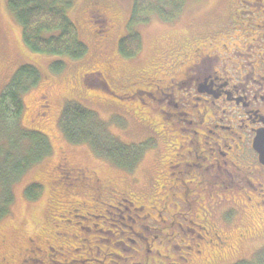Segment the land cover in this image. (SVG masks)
<instances>
[{"label":"rangeland","instance_id":"1","mask_svg":"<svg viewBox=\"0 0 264 264\" xmlns=\"http://www.w3.org/2000/svg\"><path fill=\"white\" fill-rule=\"evenodd\" d=\"M236 1L187 0L173 22L151 17L135 27L142 39L140 52L125 58L118 51V41L127 33L132 0H73L67 16L87 46L86 55L73 61L32 52L22 40L7 0H0V96L21 66L33 65L40 71L37 85L21 95L20 123L25 129L44 134L51 148L50 155L9 185L12 201L0 219V264H147L148 255L151 264H233L253 260L264 250V200L257 197L264 194V188L257 185L262 184L264 174L253 160L246 157L234 161L239 169L232 172L218 166L213 172L208 171L209 161L200 166L199 157L188 158L185 151L183 158L177 160L183 164L187 158L189 162L183 166L172 164V144L178 139L179 143L189 140L187 132L176 134L172 123L175 130L188 126L181 119L174 121L171 115H165L163 109L166 113L171 110L163 107V102L153 107L148 105L151 98L145 91L135 93L157 75L160 77L151 84L166 82L183 70L187 57L172 74L166 75L205 34L203 18L229 13L228 6ZM55 62L64 63L59 72L52 71ZM68 101L93 111L118 141L130 145L151 140V146L128 171L98 156L86 144L67 142L60 118ZM9 135L0 127V205L10 167L25 149L24 144L13 149L14 141L10 147L5 138ZM197 147L199 152L203 150ZM31 154L25 158L31 159ZM228 172L235 175L228 177ZM246 173L254 176L252 183L256 187L238 180H244ZM167 176L178 184L174 189L171 183L175 193L172 209L164 200L159 204L165 208L163 219L170 220L165 231L161 220L154 221L153 215L135 219V214L143 217L146 209L128 210L117 204L115 193L92 191L91 182L155 205L168 195L164 189ZM32 184L40 185L41 193L30 200L26 189ZM74 210L77 211L71 214ZM188 219L207 228L213 239L211 245L195 236V232L200 233L199 228L187 234L179 230L178 224L183 229L189 227ZM121 232L124 233L120 235ZM141 235L146 238L143 242L138 240ZM147 249L153 254L145 253Z\"/></svg>","mask_w":264,"mask_h":264},{"label":"flooded vegetation","instance_id":"2","mask_svg":"<svg viewBox=\"0 0 264 264\" xmlns=\"http://www.w3.org/2000/svg\"><path fill=\"white\" fill-rule=\"evenodd\" d=\"M228 7L229 13H214L213 16L203 18L205 34L193 43L189 50L196 47L190 56L187 55L188 50L166 75L172 74L182 64L181 61L187 57V64L183 70L177 71L166 82L151 84L154 79L160 77L157 75L143 86V89H138L135 93L145 91L151 98L148 105L151 103L153 107L157 106V102H163V107L169 106L171 110L170 113H166L163 109L165 115H171L174 121L181 119L188 126L179 128L178 123L174 122L179 128L175 130L172 123V130L176 134L181 135L187 132L189 138L182 143H179L178 139L172 144V164L179 163L183 166L189 162L187 158L183 164L177 160L178 157L183 158V153L186 151L188 158L193 155L199 157L200 166L205 160L209 161L208 165L211 168L208 171L213 170L214 172L218 166L219 168L226 167L232 172L233 169H239L234 161H242L243 158L249 157L264 174V164L260 162L259 154L254 148L257 134L264 132V0H237L233 6ZM148 87L151 92L147 89ZM149 108L148 106L147 111ZM146 143H151V140ZM197 146L202 147L203 150L199 152ZM167 168L166 164V173ZM197 171L194 173L197 174ZM233 174L225 173L228 177ZM246 174L244 180H238L248 181L253 187L258 185L264 188V177L262 184L254 185L252 183L255 180L254 176L250 173ZM164 181L166 188L164 185L162 188L168 192V195L155 205L144 203L133 194L120 193L114 187L99 184L96 186L92 182L91 184L93 192L101 193L102 190H107L115 193L116 200H119L117 204L121 207L135 211L140 208L146 209L143 217L135 214V219L140 220L153 215L156 219L154 221L161 220V226H165V231L170 226V220L163 219L165 208L159 204L164 200L172 209L171 199L175 193L171 188V183L174 184V189L178 183L174 179H169L168 176ZM183 195L180 196L183 198ZM133 197L137 199V202ZM257 197L258 200L259 198L264 200V194ZM198 198L201 196L199 195ZM244 199H246L245 196ZM193 203L188 208L189 214ZM139 205L143 206L139 207ZM198 210L201 211V214L198 212L199 215H202V210ZM75 211L77 210L72 211L71 214ZM188 224L189 227L186 229H183L182 224H178L177 227L186 234L188 231L194 232L195 228H199L200 233L195 232V236L203 239L206 244H212L213 239L208 236L211 234L204 225L201 226L189 219ZM146 228L147 226L143 230H148ZM122 233L124 232L120 235ZM211 233L218 241L215 231L211 230ZM192 238L194 239L193 235ZM130 240L138 243L134 239ZM138 240L143 242L146 238L141 235ZM146 245L150 247L149 244ZM151 252V249L145 251L147 254ZM145 260L148 261L147 264H151L150 255L145 256ZM3 261L6 263V258H3Z\"/></svg>","mask_w":264,"mask_h":264},{"label":"trees","instance_id":"3","mask_svg":"<svg viewBox=\"0 0 264 264\" xmlns=\"http://www.w3.org/2000/svg\"><path fill=\"white\" fill-rule=\"evenodd\" d=\"M187 0H132L127 33L118 41V51L125 58L135 57L141 50L142 39L135 27L145 24L153 16L163 22L175 21L183 12ZM73 0H7V7L20 26L24 44L34 53L79 60L87 53V46L80 40L77 29L67 16ZM62 62L51 65L59 72ZM40 80V71L33 65H23L14 74L9 86L0 96V127L13 149L24 144V151L15 157L10 174L2 187L0 219L8 212L12 201L10 183L25 170L50 155L47 137L39 131L22 127L20 118L23 104L21 95ZM97 115L74 101H68L60 118L64 138L71 144H86L100 157L117 168L131 171L142 157L149 143L124 144L115 139ZM28 153L31 159L25 158ZM2 161L0 162L1 166ZM41 186L32 184L26 189L28 199H36ZM233 264H264V250L253 260H240Z\"/></svg>","mask_w":264,"mask_h":264},{"label":"water","instance_id":"4","mask_svg":"<svg viewBox=\"0 0 264 264\" xmlns=\"http://www.w3.org/2000/svg\"><path fill=\"white\" fill-rule=\"evenodd\" d=\"M254 148L259 154V159L264 164V132H259L254 141Z\"/></svg>","mask_w":264,"mask_h":264},{"label":"bare ground","instance_id":"5","mask_svg":"<svg viewBox=\"0 0 264 264\" xmlns=\"http://www.w3.org/2000/svg\"><path fill=\"white\" fill-rule=\"evenodd\" d=\"M225 51V50H224Z\"/></svg>","mask_w":264,"mask_h":264}]
</instances>
